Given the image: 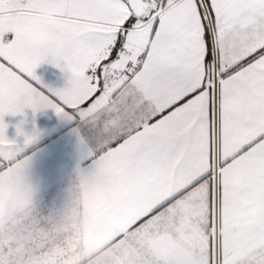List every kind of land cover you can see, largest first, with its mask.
I'll list each match as a JSON object with an SVG mask.
<instances>
[{
	"label": "snow or ice",
	"instance_id": "snow-or-ice-1",
	"mask_svg": "<svg viewBox=\"0 0 264 264\" xmlns=\"http://www.w3.org/2000/svg\"><path fill=\"white\" fill-rule=\"evenodd\" d=\"M26 109L75 125L112 264H264V0H0V264H69L32 231Z\"/></svg>",
	"mask_w": 264,
	"mask_h": 264
},
{
	"label": "crops",
	"instance_id": "crops-1",
	"mask_svg": "<svg viewBox=\"0 0 264 264\" xmlns=\"http://www.w3.org/2000/svg\"><path fill=\"white\" fill-rule=\"evenodd\" d=\"M30 15L36 16L44 24L54 26L61 19L59 9L52 6L37 5ZM36 74L44 85L60 88L66 84L65 73L54 64L42 63ZM9 125L7 136L23 146L24 137L17 136L16 126L23 121L25 132L34 128L39 133L37 140L26 147L25 154L32 157L27 169V178L22 181V191L32 185L34 192L29 198L31 217L35 210L39 223L32 227L41 244V250L63 248L66 241L73 242L67 248L65 257L69 264H104L112 261V251L106 248L103 229L92 215L84 195V187L92 177L78 169L80 148L75 125L61 119L52 109L33 114L26 109L24 115L4 117ZM30 227V224L26 222ZM6 231L13 235L21 233L20 228L6 225ZM63 261L64 257H58Z\"/></svg>",
	"mask_w": 264,
	"mask_h": 264
},
{
	"label": "rangeland",
	"instance_id": "rangeland-1",
	"mask_svg": "<svg viewBox=\"0 0 264 264\" xmlns=\"http://www.w3.org/2000/svg\"><path fill=\"white\" fill-rule=\"evenodd\" d=\"M104 264H112V261L110 259L106 260Z\"/></svg>",
	"mask_w": 264,
	"mask_h": 264
}]
</instances>
